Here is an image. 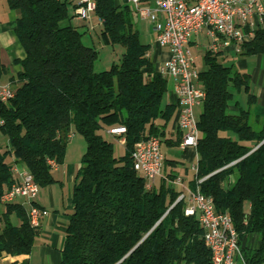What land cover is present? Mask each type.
Wrapping results in <instances>:
<instances>
[{
    "label": "trees",
    "instance_id": "trees-1",
    "mask_svg": "<svg viewBox=\"0 0 264 264\" xmlns=\"http://www.w3.org/2000/svg\"><path fill=\"white\" fill-rule=\"evenodd\" d=\"M6 3L19 13L15 33L26 56L11 77L14 98L0 102V134L8 148L0 154V199L15 183V165L25 166L39 187L51 184L48 161L63 163L76 132L86 150L60 264H211L203 228L184 215L183 201L175 203L180 190L168 180L176 176L147 190L133 167L135 144L151 136L162 142L178 104L162 106L168 80L156 70L127 1L94 0L101 38L123 48L119 63L102 71L94 70L98 52L83 44V33L60 26L70 18L68 0ZM79 7L73 5L75 15ZM241 48L248 55L264 54V28ZM220 55L205 51L198 77L205 99L198 118L197 173L188 186H198L216 212L231 217L245 264H264V120L258 129L251 125L256 99L250 76L220 61ZM5 74L0 63V82ZM242 89L247 108L229 114L234 93ZM116 127L126 129L120 156L101 134ZM181 135L164 141L178 146ZM10 154L15 165L6 159ZM251 234L259 237L255 249L242 245ZM36 235L22 204L0 202V258L29 254Z\"/></svg>",
    "mask_w": 264,
    "mask_h": 264
},
{
    "label": "built area",
    "instance_id": "built-area-1",
    "mask_svg": "<svg viewBox=\"0 0 264 264\" xmlns=\"http://www.w3.org/2000/svg\"><path fill=\"white\" fill-rule=\"evenodd\" d=\"M133 12L141 18L152 21V31L156 41L162 48H167L170 58L161 69V74L177 80L176 94L178 98L177 128L182 134L181 149L196 148L199 137L198 119L194 108L202 105L205 93L198 83L199 73L196 71L197 57L190 48L193 36L205 32L209 39L205 51L219 53L231 45L240 46L253 39L256 29V18L264 17V2L261 0H153V7L143 6L144 0H126ZM76 15L80 19H89L95 8L94 0H81ZM161 15L162 20H158ZM15 91L10 84L0 85V102L7 103L14 98ZM125 127L111 128L107 134L125 141ZM134 170L145 181V188L152 190L156 181L162 177L165 157L161 150L159 138L151 136L137 142L132 152ZM51 169L57 164L49 160ZM197 173V165L193 167ZM14 172L20 180L15 181L1 196V204L12 203L23 198L29 205L28 219L30 225L38 229L40 218L47 211L36 207L34 199L39 192L31 173L25 168ZM202 179L197 181L199 184ZM173 186L180 188L175 201L184 202V215L195 217L203 228V240L210 252V260L217 264L221 253H229L228 264H245L235 230L233 248L222 251V242L227 237L226 227H233L228 214L215 210L211 197L200 192L199 187L190 188L182 179L176 177L168 180Z\"/></svg>",
    "mask_w": 264,
    "mask_h": 264
},
{
    "label": "crops",
    "instance_id": "crops-1",
    "mask_svg": "<svg viewBox=\"0 0 264 264\" xmlns=\"http://www.w3.org/2000/svg\"><path fill=\"white\" fill-rule=\"evenodd\" d=\"M81 0H78L74 5H79ZM264 2V0H261ZM143 6L153 7V0H144ZM0 63L6 69V74L2 77L0 85L10 84L15 89L16 84L11 81V77H15L21 70V66L18 64L19 61L23 60L26 56L25 50L18 40L15 27L16 21L19 18V13L8 7L6 0L3 7L0 2ZM137 16V15H136ZM138 17V16H137ZM139 21H147L149 24L148 33L146 31L139 30L140 37L146 36L150 40L146 44L150 45V57L155 64L156 70L161 73V69L164 67L165 62L170 58V52L167 48H162L156 41V34L152 31V21L148 18L138 17ZM78 19H80L78 17ZM158 20L161 21V15H158ZM140 21V22H141ZM264 28V17L256 18V29ZM255 29V30H256ZM202 36L205 38L206 47L209 39L205 32H202L196 36H193L190 41V48L201 50L202 46L198 42V38ZM151 38H154L151 41ZM153 42V43H152ZM228 54H236L238 58L235 61V66L246 72L250 76V92L255 97L256 102L251 106V114L254 118L256 125H260L264 120V54L248 55L239 46L231 45L228 48L221 51L220 59L225 62V57ZM197 57V56H196ZM198 59V58H197ZM226 63V62H225ZM167 92L163 97L162 106L174 105L177 106L178 98L176 94L177 80L167 77ZM239 104L231 103L227 109L229 114L239 113ZM202 112V105H198L194 108L196 118ZM177 116L176 114L167 125L165 130L164 140H170L174 142L179 137V130L177 128ZM257 121V122H256ZM81 136V135H80ZM110 136V135H109ZM114 139V137L110 136ZM74 138V139H73ZM74 135L70 138L72 144L66 147V153L64 156L63 163L57 165L56 168L51 170L53 182L47 186L39 187L37 197L34 199L33 204L47 211V214L40 218V225L37 229V235L29 254L10 256L4 254L0 258V264H60L62 261V251L65 243V234L68 227L69 217L73 211V200L72 192L73 186L76 182V177L79 169L82 165V157L86 150V142L83 138V143L80 139H75ZM182 140V135L180 136ZM85 143V146L83 145ZM121 143V142H120ZM124 145V143H121ZM169 145V144H167ZM162 146V142H161ZM172 146V145H169ZM177 147L181 152L180 160H169L165 157L162 177L172 175L182 179L183 183H188L194 178L195 172L193 167L197 165V150L196 148L181 149ZM0 143V154L6 151ZM11 165H15L13 156ZM164 161V162H165ZM166 167H169L167 171ZM26 167L18 165L19 171H23ZM15 181H19L20 177L17 172H14ZM161 178L156 181V185L160 183ZM177 190L180 188L176 187ZM14 202L22 204L27 213L29 211V205L25 203L23 198H18ZM12 222L16 225L20 224V220L13 216ZM242 245L255 249L259 245V237L257 234H251L246 236Z\"/></svg>",
    "mask_w": 264,
    "mask_h": 264
},
{
    "label": "rangeland",
    "instance_id": "rangeland-1",
    "mask_svg": "<svg viewBox=\"0 0 264 264\" xmlns=\"http://www.w3.org/2000/svg\"><path fill=\"white\" fill-rule=\"evenodd\" d=\"M78 0H68V7L70 11V18L67 20H64L60 23V26H73L78 29L81 33H83L82 42L84 45L94 48L98 52V57L94 65L95 71H102L109 69L113 64H118L121 53L123 52V48L119 45H112L110 43H106L100 36L101 26L99 25L98 19L96 16L92 13L89 17V19H78V17L75 15V11L73 10V5ZM3 7L5 5V0H0ZM1 9V7H0ZM141 21V20H140ZM139 21V18L135 15V23L137 28L142 31H146L148 33L149 24L147 21ZM141 41L143 43H146L150 39L146 36L140 37ZM154 38H151V41H153ZM198 42L201 44L202 49L196 50L192 49V52L195 56H197L196 61V71L197 73H200L205 69V63H204V53H205V46H206V40L204 37L200 36L198 38ZM153 43V42H152ZM225 62L227 64H234L235 61L238 58L236 54H228L225 57ZM222 61V60H220ZM238 102L239 106L243 109L247 108V95L244 93L243 89L239 93H234V99L232 101ZM251 125L254 127V129H258L260 125H256L254 122V118L251 114ZM169 127V125H168ZM101 134L114 144V152L116 156H120L124 153V145L120 143V140L117 138H111L104 130L101 132ZM72 135L76 137L75 139H80L81 143H83V138L76 132H74ZM74 139V138H73ZM72 139V140H73ZM72 140L69 139L67 143V147L72 144ZM0 143L3 145V149H5L7 144V138L5 136H2L0 134ZM85 146V143L83 144ZM161 150L163 155L166 156L169 160H180L182 152L177 147H172L166 144V142L162 141ZM8 163H12L13 159L10 155L7 156ZM167 171L169 170V167H166Z\"/></svg>",
    "mask_w": 264,
    "mask_h": 264
},
{
    "label": "bare ground",
    "instance_id": "bare-ground-1",
    "mask_svg": "<svg viewBox=\"0 0 264 264\" xmlns=\"http://www.w3.org/2000/svg\"><path fill=\"white\" fill-rule=\"evenodd\" d=\"M227 237L222 242V251H231L233 248V239H235L234 227H226ZM229 253H221L217 259V264H228ZM211 264L212 260H211Z\"/></svg>",
    "mask_w": 264,
    "mask_h": 264
},
{
    "label": "water",
    "instance_id": "water-1",
    "mask_svg": "<svg viewBox=\"0 0 264 264\" xmlns=\"http://www.w3.org/2000/svg\"><path fill=\"white\" fill-rule=\"evenodd\" d=\"M254 150H255V149H254ZM252 151H253V150H252ZM252 151H251V152H252ZM251 152H250V153H251ZM234 163H235V162H234ZM232 164H233V163H232ZM175 203H176V202H175ZM175 203H174V204H175ZM165 215H166V214H165Z\"/></svg>",
    "mask_w": 264,
    "mask_h": 264
}]
</instances>
